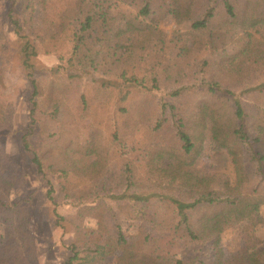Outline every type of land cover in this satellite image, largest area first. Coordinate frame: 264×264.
I'll return each instance as SVG.
<instances>
[{
  "label": "trees",
  "instance_id": "16d2710c",
  "mask_svg": "<svg viewBox=\"0 0 264 264\" xmlns=\"http://www.w3.org/2000/svg\"><path fill=\"white\" fill-rule=\"evenodd\" d=\"M19 3L2 2V19L17 39L0 40V50L18 51L32 86L23 148L54 204L52 176L77 206L65 264H94L117 251V264H264V246L252 244L264 226V0ZM168 18L175 24L170 32L163 27ZM41 51L58 54L73 70L67 78L55 75L54 93L43 92L35 77L32 60ZM72 92L76 106L65 103ZM7 111L0 100V129ZM38 111L58 125L45 145L59 151L35 147ZM97 116L107 129L81 122ZM208 138L230 154L234 179L203 165ZM112 160L118 172L103 182ZM9 162L0 145L6 235L0 264H31L37 241L26 200L9 198L22 171ZM152 170L162 180H151ZM113 203L140 222L134 240L112 222ZM229 217L242 223L244 247L224 259L220 243ZM181 241L209 242L213 260L186 262L177 256Z\"/></svg>",
  "mask_w": 264,
  "mask_h": 264
},
{
  "label": "rangeland",
  "instance_id": "374dc122",
  "mask_svg": "<svg viewBox=\"0 0 264 264\" xmlns=\"http://www.w3.org/2000/svg\"><path fill=\"white\" fill-rule=\"evenodd\" d=\"M4 1L6 0H0V10ZM21 2L22 0H20ZM20 3L17 8H19ZM15 13L17 15L18 9H16ZM0 24L2 26L0 40L6 41L7 45H9L12 40L15 41L17 39V34L13 24L4 18L2 19L1 11ZM163 27L170 32L174 29L175 24L171 18H168L165 20ZM32 62L35 64V77L39 80L42 91L45 93L58 91L60 85L55 75H62L67 78L73 72L71 67L58 54H45L41 51L36 58H33ZM55 68H58L59 73L53 72ZM0 92V100L6 102L7 109H9L7 112L10 115V119L8 118L9 120L7 121L8 124L5 122L7 125L0 129V145L8 155L10 162L19 167V170L24 174H18L20 183L11 188L9 198L11 201L26 200L25 207L29 214L30 228L35 234L37 241V253L31 258V264H65L68 257L72 254L69 245L75 235L72 221L76 216L77 206L65 198L60 191L58 180L51 175L52 182L56 188L54 196L57 204H54L48 197L49 185L46 179L41 178L37 174L36 168L31 162V155L23 148L22 135L31 120L29 98L32 86L27 76V71L21 65L18 51L11 52V55H8L7 52L0 50ZM158 95H162V93L159 92ZM72 96H75L73 92L66 97L67 101L65 103L76 106V99ZM105 114L107 117L108 113ZM37 115L40 120L35 125V133L32 137L35 147H42L48 152L59 151L56 144L53 147L49 144L45 145V141L49 138L48 136L59 131L58 125L52 123L46 115L41 114V111H38ZM81 122H84V125L94 124L103 129L108 128L106 120L98 116ZM81 128H83V125ZM47 155L48 157L45 156L46 158L54 160L55 155ZM201 156L205 167L225 172L234 179L235 172L232 159L226 149L218 148L208 138L205 141ZM10 162L7 167H12ZM117 172V160H112L102 181H109ZM11 173L13 176H17L16 172L11 171ZM149 177L153 181L162 180L160 174L153 170L150 171ZM112 206L115 209V219L112 222L120 223L128 239L130 241L134 240L139 233L140 222L135 217H130L126 211L119 209L114 203ZM55 208L63 219L55 214ZM260 215L264 217V206L260 210ZM241 229L242 223L235 221L233 217L228 218L220 243L224 259H230L241 252L244 247ZM112 231L115 230L113 229ZM255 233L252 244H256L257 248H262L264 246V226L259 225ZM5 237L4 227L0 223V246L4 244ZM179 247L177 256L186 262H191L194 259L211 262L214 258V250L209 242L181 241ZM120 254L121 251H117L94 264H117Z\"/></svg>",
  "mask_w": 264,
  "mask_h": 264
}]
</instances>
